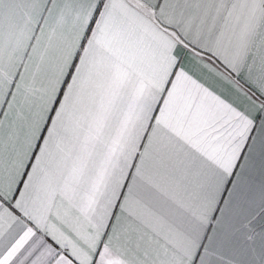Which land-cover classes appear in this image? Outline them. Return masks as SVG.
Instances as JSON below:
<instances>
[{
	"label": "snow or ice",
	"instance_id": "1",
	"mask_svg": "<svg viewBox=\"0 0 264 264\" xmlns=\"http://www.w3.org/2000/svg\"><path fill=\"white\" fill-rule=\"evenodd\" d=\"M0 264H264V0H0Z\"/></svg>",
	"mask_w": 264,
	"mask_h": 264
}]
</instances>
